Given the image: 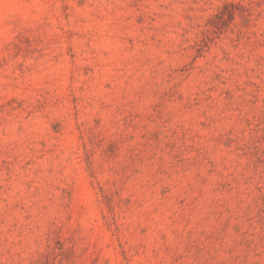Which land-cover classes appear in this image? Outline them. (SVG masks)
Wrapping results in <instances>:
<instances>
[{"label": "rangeland", "instance_id": "rangeland-1", "mask_svg": "<svg viewBox=\"0 0 264 264\" xmlns=\"http://www.w3.org/2000/svg\"><path fill=\"white\" fill-rule=\"evenodd\" d=\"M0 264H264V0H0Z\"/></svg>", "mask_w": 264, "mask_h": 264}]
</instances>
